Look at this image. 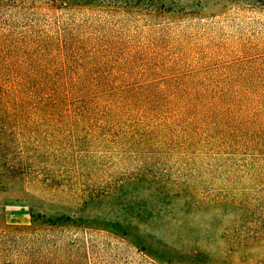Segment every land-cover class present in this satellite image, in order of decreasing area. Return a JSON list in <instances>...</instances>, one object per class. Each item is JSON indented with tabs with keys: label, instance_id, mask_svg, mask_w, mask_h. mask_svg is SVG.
<instances>
[{
	"label": "rangeland",
	"instance_id": "obj_1",
	"mask_svg": "<svg viewBox=\"0 0 264 264\" xmlns=\"http://www.w3.org/2000/svg\"><path fill=\"white\" fill-rule=\"evenodd\" d=\"M0 75L77 80L0 107V264H264V0H0Z\"/></svg>",
	"mask_w": 264,
	"mask_h": 264
},
{
	"label": "trees",
	"instance_id": "obj_2",
	"mask_svg": "<svg viewBox=\"0 0 264 264\" xmlns=\"http://www.w3.org/2000/svg\"><path fill=\"white\" fill-rule=\"evenodd\" d=\"M75 81L77 80L73 78L60 79L57 76L48 75H22L14 77L0 75V107L65 104L72 100V97L75 95V88H77L73 86ZM86 96L92 100L90 95ZM230 112L231 111L226 110L227 119L231 118ZM257 115L256 113L255 116ZM1 130L2 129H0V131ZM1 133H3V131H1ZM7 175L8 174L0 173V186L9 180ZM40 218L32 216V224L46 223V220ZM65 219L68 218L66 217Z\"/></svg>",
	"mask_w": 264,
	"mask_h": 264
}]
</instances>
